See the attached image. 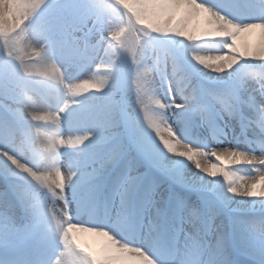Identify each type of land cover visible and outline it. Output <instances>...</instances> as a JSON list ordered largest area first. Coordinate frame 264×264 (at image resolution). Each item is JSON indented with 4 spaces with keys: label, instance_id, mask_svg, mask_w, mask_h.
<instances>
[{
    "label": "snow or ice",
    "instance_id": "6c2138e0",
    "mask_svg": "<svg viewBox=\"0 0 264 264\" xmlns=\"http://www.w3.org/2000/svg\"><path fill=\"white\" fill-rule=\"evenodd\" d=\"M221 7L236 23L229 26L228 34L199 43L219 45L214 50L234 62L225 65V70L203 69L187 56V41L165 39L158 53L168 81L163 96L168 105L166 115L177 134L219 149L224 165L250 181V195H225L194 166L163 152L129 112L127 103L122 109L123 132L116 135L112 129L120 126L113 120L117 105L104 96L95 97L74 113L73 122L95 131L94 142L77 155L78 179L70 195L84 210L101 197L111 203L109 216L128 209L122 219L133 238L159 234L172 240L178 251L185 250L194 238L189 264H264V196L258 195L264 189V163L242 162L264 157V59L255 56L253 47L257 34L264 30V0H221ZM103 11L101 0H93L78 23L95 26ZM82 31L80 27L74 32L61 30L59 43L71 51L73 41H81ZM22 86L9 53L8 59L0 60V152L7 153L0 155V205L19 201L8 156L16 155L23 115ZM237 154L239 162L233 163L230 158ZM152 246L161 264H174L169 247L158 241ZM8 264L32 261L17 255L10 257ZM36 264H47L44 245Z\"/></svg>",
    "mask_w": 264,
    "mask_h": 264
},
{
    "label": "clouds",
    "instance_id": "9594fccd",
    "mask_svg": "<svg viewBox=\"0 0 264 264\" xmlns=\"http://www.w3.org/2000/svg\"><path fill=\"white\" fill-rule=\"evenodd\" d=\"M122 2L123 0H116V5ZM92 3L93 0H52V4L46 3L43 11L21 29V33H26L28 36L25 42L27 53L32 54L34 50L41 57L39 63L55 69L58 74L68 73L81 62L92 59L96 52L86 42L74 40L71 51L59 43L62 37L61 30L74 32L78 27L79 17ZM69 8L72 9L71 12ZM202 8L208 14L209 27L200 34L189 35L186 38L187 44L184 45L186 54L203 69L213 72L225 70V65H231L233 59L227 54L221 55L214 50L219 45L199 42L215 38L222 33L228 34L231 31L229 26L236 22L222 10L221 0H207L202 4ZM112 16L114 19L115 14L113 13ZM95 26L102 40L109 42L123 28L122 24L114 23L104 14L98 16ZM166 42L148 32H145L142 38L138 52L142 61L140 69L142 73L149 74L151 93L145 99L144 92L140 90L141 86H138L137 99L133 101L137 108V118L163 152L175 156L186 165L194 166L206 181L216 185L225 195L248 197L250 189L247 183L250 181L245 182L239 171L229 170L224 165L220 159L219 149L206 148L182 138L169 123L166 115L168 105L163 96L168 81L163 62L158 58L160 46ZM225 47L231 46L225 45ZM8 48L13 49L11 57L12 62L16 64L17 53L11 42ZM255 56L264 59V49L257 50ZM4 59H8V55H5V45L0 43V60ZM149 59L152 60L150 65ZM16 65L21 81L29 79L30 74L26 75L24 69L19 64ZM25 91L24 86L19 89L22 97ZM24 111L26 114H31V106L24 104ZM78 111L65 113L70 129L74 113ZM61 112H64V109L58 108L55 115L59 119H64L65 117L60 116ZM76 131L87 139V142L76 150L81 153L94 142L95 130L90 126L80 125ZM12 158L16 159V156ZM232 159L239 162V154L233 155ZM248 161L264 163V157H256L255 160ZM12 165L14 167L11 169V177L15 181L19 201L0 205V264H8L10 257L17 255L27 257L32 264H36V257L42 245L47 248V264H68L67 253L73 230L88 225H91L93 230L107 232L119 246L142 256L145 264H161L152 246L153 241L170 248L174 256V264H189L190 246L194 238L189 239L183 251H178L172 240L165 239L159 234L144 239L133 238L128 234L129 225L122 219L127 215L128 209L120 210L118 216H109L107 213L111 209V203L102 197L93 200L88 210L77 205L74 207L72 200L68 199V190L73 187L78 177L77 168L71 164L63 172L66 183L64 186L57 184L54 190H49L36 179V176L49 173L54 175L56 164L37 161L31 167L25 164L22 169ZM258 195L264 196V189H261ZM75 255L79 258L78 264H88L87 257L79 252Z\"/></svg>",
    "mask_w": 264,
    "mask_h": 264
},
{
    "label": "rangeland",
    "instance_id": "374dc122",
    "mask_svg": "<svg viewBox=\"0 0 264 264\" xmlns=\"http://www.w3.org/2000/svg\"><path fill=\"white\" fill-rule=\"evenodd\" d=\"M5 2L6 4L4 6L0 5V43L5 45V55H8L13 50L8 48V44L9 42H11V44L14 46V51L17 53L15 57V62L16 64H19V66L22 69H24L26 75L30 74L34 70L38 72L40 69H42V67L47 70L53 69L49 66L44 65L43 63H39V61H41V58L37 56L38 53L34 52V54H32L33 59H28L27 58L28 56H26L27 53L21 50L22 39L25 36H27L26 33H21V29L24 28L25 25H27L28 22L32 20L34 17H36L41 11H43L47 3V0H5ZM160 2L162 1L161 0H123L121 4L125 6V10H124L120 6V4L116 5V0H101V3L103 4L104 7L103 14L108 15V18L110 20H113L114 23L122 24L123 28L120 32L117 33V35L114 38H111L110 42L103 41L100 44H95L94 48L91 45H93L94 42L99 41V38H101L99 32L96 29V26L90 24L88 25V27H85L84 25L79 24L77 21V26L83 30L80 33V36L81 38H86L89 40V42H91L89 45L90 48H93L95 50L96 49L95 47L100 45L102 46L107 45L106 47L109 46L112 47L113 50L111 51L113 54L112 60L107 59L106 62H100V64L96 63L97 64L96 69L94 70L92 67L94 61L91 62L90 60H86L81 62L79 66L81 65L82 68L85 67L84 70H86L87 73L89 74L92 73L93 75H95L98 82L102 81L101 77L104 74H106L111 78L108 85H106L103 91L98 90L99 87L96 88L94 87L93 89L97 92L96 93L91 92L90 93L91 96L89 98H91L92 100L97 96H104L111 98L113 103L117 105V109L113 113V119L122 120L123 118V111H122L123 106L117 96V91L123 85L125 86V102L128 105V110L136 118L138 117L137 108L133 103V101L137 99L138 86H141L140 90L144 92L145 99H147L151 93V89L149 88V82H150L149 74L145 75V73H142L140 68H138V64L140 63L138 52L145 32L150 33L152 36H159L162 40L175 39V40L186 41V38L189 35L200 34L206 29L207 26L206 19L202 15L199 14L197 17H194V19H192L190 17L191 16L190 14L189 16L186 15V13L183 14L182 10L180 9L175 10L173 8V9H169L168 11H163L164 6L161 7ZM113 5H116V7H113ZM69 11L71 12L72 9L69 8ZM113 13L115 14L114 19L112 16ZM176 13L179 14L180 19L173 17L174 15H176ZM129 19L131 20V22L128 25L127 21ZM181 19L183 20L182 23L187 21V24L189 23V25H184L182 23L179 24V20L181 21ZM90 28L92 29L91 32H89ZM17 33H21V34L17 35ZM105 35H107V33H105ZM259 35H261L262 38L257 36L255 45L253 46L255 47L256 50L264 49V31H262V33H260ZM94 60H96V58H94ZM151 63L152 60L149 59L148 64L150 65ZM101 65H104V67L102 69H99V66ZM60 75L64 77L65 80H69L66 79L67 77L65 74H60ZM22 82L24 88L26 89L24 95V103L20 105L23 116L29 115L26 114L24 111V104H28L32 108L31 103L38 101L46 107L47 103L40 94L41 88L38 85L39 83L37 85H34V83L32 82L28 83L26 80ZM60 86H62L61 90L64 91L70 90V93L72 94V97L75 101L84 102V100L88 98L86 95H81L83 92L75 91L72 88L70 89V84H65L64 86L63 85ZM59 92L60 91H56L55 93L53 91V92L45 93L49 98V101L51 100L52 107L47 108L50 109V111H43V110L40 111L41 114H43V116H41L43 118L39 120L40 122L31 123L32 127L35 129L37 134L51 131L52 129L50 127L51 124H49L48 122H50V120H54V121L57 120L58 117L55 115V113L57 112L58 108L53 106V100H54V96L58 97ZM82 106L83 105L81 104L76 108H74V110H80ZM44 113H46L47 115H44ZM65 123L66 122L59 123L60 127L63 126L66 127ZM79 127H80L79 123L72 122V127L70 131L77 132L76 129ZM20 141H22V138L16 135L15 144H17L21 148V152H23L24 155L27 156L26 149L24 146H22ZM34 144L37 145V147L39 148L40 147L44 148L37 143ZM55 144L56 141L54 139L49 144L45 145L47 146L46 152H40L42 153L40 154V157L44 159L46 162L50 163L54 160L53 147ZM32 155L38 157L39 152L36 151ZM31 166L32 165L29 164V167ZM63 181L64 182L60 184L61 186H64V184L66 183L65 179H63ZM68 199L71 200L70 189L68 190ZM77 241L84 245L85 244L91 245L97 243L99 248L100 247L102 248L104 246L102 239L98 240L97 238H95L94 241L86 240L85 241L86 243L82 242L80 239ZM71 252L74 253L75 255V250ZM96 258L94 259L95 262H97ZM68 264H76V263L72 259L68 258Z\"/></svg>",
    "mask_w": 264,
    "mask_h": 264
},
{
    "label": "bare ground",
    "instance_id": "6f19581e",
    "mask_svg": "<svg viewBox=\"0 0 264 264\" xmlns=\"http://www.w3.org/2000/svg\"><path fill=\"white\" fill-rule=\"evenodd\" d=\"M161 1H162L160 2L161 7L164 6L163 11H168L169 9H173V8L175 10L180 9L182 10L183 14L186 13V15L188 16L190 14L191 15L190 17L192 19H194V17H197L200 14L206 19V23H207L206 28L209 27L208 14L203 10L202 4L198 3L197 0H161ZM6 2L5 0H0V5L4 6ZM120 6L125 10V6H123L122 4H120ZM173 17L180 19V16L177 13ZM183 20L182 19L181 21L179 20V24L182 23ZM130 22L131 20L129 19L127 21V24L129 25ZM182 24L189 25V23L187 24V21H185ZM262 31L264 30H261L257 34L258 37L262 38V36L259 35L260 33H262ZM27 39H28V36H25L21 42V50L25 51V53H27L26 43H25ZM91 46H93L94 48L95 44ZM106 46L100 45V46L95 47L96 54L93 56L92 59H90L91 62L94 61V64H92L93 70L96 69V65H97L96 63L100 64V62H106L107 59H111V60L113 59V56H112L113 54L111 52L113 51L112 47L111 46L106 47ZM34 52L35 51L33 50L32 54H34ZM32 54L27 53L26 55L28 56L27 58L33 59ZM37 56L41 58L39 54ZM94 58H96V60H94ZM139 61L140 63L138 64V68H140V64L142 63L141 60ZM103 67L104 65H101L99 66V69ZM84 69L85 67L82 68L80 65L77 68H74L73 70H71L70 72L64 73L67 77L66 79H69L70 80L69 81V80H65V78L62 77L60 74H58L55 69L47 70L42 67V69H40L38 72L36 70L31 72L29 79H28L29 82L34 83V85H37L39 83L38 85L40 86L42 92L47 93V92L54 91L56 93V91H60L58 93V97L54 96L53 106L56 108H63L64 112H61L60 116H63L65 118L64 119L57 118L56 121L50 120V122L48 123L51 124L50 126L52 128V129L50 128L51 131L37 134L35 129L32 127V125H30V122H33V120H37V119L40 120L41 118H43L41 117L43 116V114H41L40 111L41 110L50 111V109H47V108L48 107L51 108L52 103L49 102V104H47L46 107L38 101L31 103L32 105L31 114L24 115L25 117H28V118H25L22 115V119L26 120L27 122L26 123L27 129L30 135L32 136L33 142L39 144L40 146L44 148H40L38 150L39 152L38 157L31 155L29 153H26L27 156H25L24 153L21 152V148L17 144H15L14 151L16 153L15 155L16 159H13L12 156H8V160H10L12 164L16 165L17 168H21V169L24 167L25 164L33 165L37 161L45 162V160L40 157V154H42L40 152H46L47 146L45 145L49 144L52 140L55 139L56 144L53 147L54 148V160L50 162V163L56 164L55 174L53 175L49 173V174L36 176V179L40 183L48 187L49 190H54L57 184H62V182H64L63 179H65V177L63 175V172L67 169L69 164H71L75 168L77 167L76 160H77L78 152L76 150L79 149L84 143L87 142V139L83 137L82 135H79L77 132L70 131L69 122L66 118L65 113L72 112L74 111V108H76L77 106L81 104L84 105L87 103H91L92 101L91 98L87 99L84 102L75 101L72 97V94L70 93V90L69 91L61 90L62 86L60 85L64 86L65 84H70V89L72 88L75 91L83 92L81 95H89L91 92L93 93L97 92L93 89L94 87L95 88L99 87L98 90L103 91L111 79L109 76L104 74L101 77L102 81L98 82L95 75H93L92 73L90 74L87 73L86 70ZM145 75H148V74L145 73ZM117 96L119 100L121 101L122 106L124 108V105L126 103L125 102V86H122L117 91ZM44 115H47V114L44 113ZM48 115H49V112H48ZM113 120L116 124L118 123V125H120L119 127L112 129L113 132H115L116 135L119 136L123 132L124 116L122 120H119V119L118 120L113 119ZM58 122L59 123L66 122L65 123L66 127L65 126L60 127ZM0 155H6V153L0 152ZM230 159L233 163H236L235 161H233L232 157ZM242 162L243 163H254L248 160H243ZM240 175L243 177V179H245L243 174L240 173ZM74 207H75V204H74ZM95 238H97L98 240L102 239L104 243V246L102 248L101 247L99 248L97 243H94L91 245H86V244L84 245L77 241L79 239L82 242H85L86 240L94 241ZM74 250H75V253L79 252L83 256L87 257L88 264H145L144 258L142 256L132 252L126 247L119 246L117 242L107 232L96 231L89 227L75 228L71 234V242L69 244V253H67V256L68 258L72 259L76 264H78L79 258L76 257V255H74V253L71 252ZM95 258L97 259V262L94 261Z\"/></svg>",
    "mask_w": 264,
    "mask_h": 264
}]
</instances>
